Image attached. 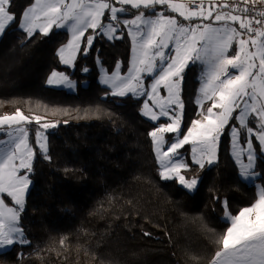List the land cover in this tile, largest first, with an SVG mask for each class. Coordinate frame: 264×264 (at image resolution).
Segmentation results:
<instances>
[{"label":"trees","instance_id":"1","mask_svg":"<svg viewBox=\"0 0 264 264\" xmlns=\"http://www.w3.org/2000/svg\"><path fill=\"white\" fill-rule=\"evenodd\" d=\"M33 2L12 0L17 21ZM126 8L121 17L133 19L138 10ZM156 10L175 15L165 6ZM113 24L117 39L109 41L97 29L88 55H79L74 68L64 67L57 55L69 40L67 31L28 39L14 24L0 38V116L19 109L57 124L47 130L50 160L35 143V132L42 128L35 122L27 126L36 155L33 186L19 224L30 243L14 245L0 255V264H98L85 249L113 264H192L189 253L207 255L216 247L204 225L217 233L228 226L225 201L235 215L257 199L255 186L240 178L231 155L229 128L235 120L223 131L216 164L200 169L189 159L184 173L200 180L195 193L161 178L149 135L156 125L142 116L143 99L111 96L100 83L101 69L111 74L119 63L126 74L130 63L131 38L124 27ZM90 34L92 29L84 39ZM201 69L190 65L184 73L182 132L197 117ZM53 71L76 81L77 93L48 86ZM253 143L258 181L264 185V155L255 137ZM7 203L12 205L9 198Z\"/></svg>","mask_w":264,"mask_h":264},{"label":"snow or ice","instance_id":"2","mask_svg":"<svg viewBox=\"0 0 264 264\" xmlns=\"http://www.w3.org/2000/svg\"><path fill=\"white\" fill-rule=\"evenodd\" d=\"M117 4L120 7L115 6ZM257 4L264 5V0H232V3L229 0H199L198 3L197 0H34L17 21L10 10L12 0H0V37L14 24L28 39L37 33L47 37L54 27L66 29L71 39L58 49L57 55L63 64L72 66L77 55H88L97 29L109 39L117 38L118 28L112 21L120 23L118 14L128 11L125 5L138 10L133 19L122 21L132 38V55L126 74H121L118 63L113 74L105 72L101 83L114 97H145L142 115L152 121L167 117V122L157 124L149 133L159 174L164 180L177 179L192 191L199 181L195 176L186 178L181 174L189 165L179 150L191 145L192 163L200 169L206 163L215 164L220 136L233 120L235 123L229 132L239 176L243 181L253 182L261 177L256 171L258 157L252 139L255 137L264 153V10L254 12ZM158 5L188 23L157 11ZM142 9L150 10V15L145 16ZM105 12L108 13L107 23L103 20ZM89 29L93 34L84 39ZM190 64L203 66L197 98L202 111L198 114L201 118L193 120L182 132L181 91L184 73ZM148 78L151 79L146 87L144 81ZM47 83L73 87L69 77L57 71L50 74ZM161 88L166 95L160 94ZM147 101H151V105ZM205 101L211 104L203 110ZM41 120V116L29 117L19 109L12 115L0 116V132L8 137L0 140V255H7L10 246L30 243L19 224L25 194L32 183L27 174L20 172L22 169L32 171L36 155L29 143L27 125L35 121L42 129L57 126L42 124ZM241 130L245 132L243 146ZM166 133L174 134L170 143L165 140ZM35 143L42 157L50 160L47 136L39 129L35 132ZM257 188V199L238 214L229 212L225 201L224 221L228 226L223 232L217 233L204 225L216 247L207 255L189 253L192 264H201L204 260L207 264H264V185ZM6 198H10L13 206L5 202ZM65 240L67 237H62V245ZM84 251L98 260V264H113L88 249Z\"/></svg>","mask_w":264,"mask_h":264},{"label":"rangeland","instance_id":"3","mask_svg":"<svg viewBox=\"0 0 264 264\" xmlns=\"http://www.w3.org/2000/svg\"><path fill=\"white\" fill-rule=\"evenodd\" d=\"M203 23H211V22H208V21H203ZM215 26V25H214ZM236 27H238V25H236ZM236 47V46H235ZM234 48V47H233ZM229 54H231V53H229ZM191 65V64H190ZM189 65V66H190ZM197 65H199V64H197ZM202 66V65H201ZM203 67V66H202ZM57 72H60V71H57ZM61 73H63V74H65L64 72H61ZM65 75H67V74H65ZM68 76V75H67ZM69 77V76H68ZM69 79H70V77H69ZM198 79H199V86H198V92H197V97H196V105H197V117H196V119H198V118H201L198 114L202 111V109H201V107L197 104V98L200 96V87H201V79H200V74H199V77H198ZM72 82H73V87H68V86H66V85H49L48 84V86H50L51 88H57V89H63V90H66L68 93H73V94H75V93H77V90H78V85H77V83H76V81H73L72 79H70ZM144 83H145V86L147 87L148 85H149V83H150V79H146L145 81H144ZM160 94L161 95H166V92H165V90L163 89V88H161L160 89ZM139 99H143V101L145 102V97H140ZM182 99V98H181ZM183 101V100H182ZM150 105H151V101H147ZM210 104H211V101H205L204 102V105H203V110H206L207 109V107L208 106H210ZM143 106V105H142ZM155 111H158V109H154ZM214 111H219L218 109H214ZM239 111V109H237V112ZM24 113V112H23ZM141 114H142V109H141ZM8 115H11L10 113L8 114ZM24 115H26V116H28L27 114H25L24 113ZM146 120H148V121H150V122H152V123H154L155 125H157V124H160V123H165V122H167V117H160V120H158V121H152L149 117H147V116H144V115H142ZM30 117V116H29ZM183 118H184V109H183ZM183 118H182V124H181V131H182V129H183ZM42 124L43 123H45V122H41ZM28 126V125H27ZM238 126V125H237ZM49 129V128H48ZM48 129H41L40 131H43L44 132V134L47 136V130ZM174 136V134H172V133H166L165 134V140L168 142V143H170L171 142V138ZM222 136V135H221ZM221 136H220V140H221ZM7 136H6V134L4 133V132H0V140H7ZM230 139H231V134H230ZM244 139H245V132H244V130H241V132H240V142H241V145L243 146V142H244ZM253 139V138H252ZM220 140H219V143H218V147H217V161H218V155H219V145H220ZM230 144H231V142H230ZM47 145H48V138H47ZM253 145H254V143H253ZM165 149L167 148V143L165 144ZM255 147V146H254ZM187 148V149H186ZM190 149H191V145H185L184 146V148H182V149H180L179 150V152L183 155V157H184V162L185 163H187L188 165H189V159L191 160V152H190ZM154 153H155V151H154ZM256 154H257V152H256ZM231 155H232V144H231ZM263 155H264V153H263ZM156 156V155H155ZM232 157H233V155H232ZM257 157H258V155H257ZM233 159H234V161H235V163H236V160H235V158L233 157ZM158 161V160H157ZM33 162H34V159H33ZM33 162H32V165H33ZM191 162H192V160H191ZM245 162H247L246 161V159H245ZM256 162H257V160H256ZM256 162H255V164H256ZM217 163V162H216ZM215 163V164H216ZM158 165H159V163H158ZM214 164H212V165H208L207 163L205 164V166L206 167H211V166H213ZM236 165H237V167H238V169H239V165L236 163ZM184 171L185 170H181V174L182 175H185V173H184ZM159 173H160V167H159ZM20 174L21 175H25V174H27L28 175V177H29V179L31 180V178H30V174H31V172L29 173V172H27V170L26 169H22L21 170V172H20ZM185 177L186 178H188L186 175H185ZM164 180V179H163ZM172 180H176V182H177V184L184 190V191H186V192H188L189 194H193V193H195L196 191H197V189H198V186H199V183H200V180L198 179V184H197V186H196V189L195 190H192V191H190V190H188L187 188H185L183 185H181L180 183H179V181L177 180V179H170V180H164V181H172ZM31 182H32V180H31ZM247 184H249V185H254L255 186V188H256V191H257V195H258V188H257V186H262L261 185V183L258 181V179L255 181V182H253V181H245ZM32 183L29 185V187H28V190H27V192H26V194H25V206H24V210H25V208H26V205H27V198H28V196H29V194H30V191H31V189H32ZM5 202H6V200H5ZM7 203V202H6ZM10 206H13V205H10ZM227 210L230 212V210L228 209V207H227ZM224 215H225V212H224ZM224 215H223V220H224ZM14 246V245H13ZM13 246H10V248H9V250L13 247ZM8 250V251H9Z\"/></svg>","mask_w":264,"mask_h":264},{"label":"crops","instance_id":"4","mask_svg":"<svg viewBox=\"0 0 264 264\" xmlns=\"http://www.w3.org/2000/svg\"><path fill=\"white\" fill-rule=\"evenodd\" d=\"M198 1V0H197ZM115 6H117V7H120V5H115ZM159 6V5H158ZM125 8L126 7H130V5H125L124 6ZM125 13H122V14H118L119 15V17H120V23H118V24H120L122 27H124V29L128 32V34H129V31H128V28L127 27H125L124 26V24L122 23V21L123 20H125V18H122L121 17V15H124ZM175 15H177L178 16V14H176V13H174ZM106 15H108V13L107 12H105V16ZM171 15V14H170ZM175 15H173V16H175ZM179 17V16H178ZM180 18V21L181 22H183V23H188L187 21H183V18L182 17H179ZM178 19V18H177ZM103 20H104V18H103ZM179 20V19H178ZM113 22H116L117 23V21H112V23ZM208 22H212V21H208ZM105 23H107V22H105ZM193 23H195V21H193ZM117 27V26H116ZM118 28V27H117ZM7 30V29H6ZM20 30V29H19ZM55 30H60V31H67L66 29H56L55 27L53 28V30H52V32L53 31H55ZM20 31H22V30H20ZM6 32V31H5ZM23 32V31H22ZM68 32V31H67ZM68 34H69V40L71 39V34H70V32H68ZM85 35H86V33H85ZM105 36V35H104ZM130 36V35H129ZM116 37H118V35H117V33H116ZM1 38V37H0ZM105 38L106 39H108L109 41H114L115 39H117V38H113V39H109L107 36H105ZM130 38H131V36H130ZM68 40V41H69ZM131 41H132V38H131ZM68 43V42H67ZM66 43V44H67ZM65 44V45H66ZM65 45H63V46H65ZM63 46H61V47H63ZM82 46H83V43L81 44V50H82ZM60 48V47H59ZM58 48V49H59ZM58 49H57V51H58ZM131 55H132V53H131ZM78 56L79 55H77V57H76V59H75V61H74V64L72 65V66H69V65H65V64H63L62 62H61V64L64 66V67H67V68H74V66H75V62H76V60H77V58H78ZM130 60H131V58H130ZM104 74H105V71H103V69H101V77H100V83H101V81H102V79H103V77H104ZM109 75H111V74H113V73H108ZM122 75H124V74H122ZM148 79H151V78H148ZM101 85L102 86H104L105 88H107V86L106 85H104L103 83H101ZM108 89V88H107ZM110 90V89H109ZM78 91V90H77ZM127 97V96H126ZM142 109V108H141ZM12 115V114H11ZM33 122H35V121H33ZM10 199V198H9ZM7 200H8V198H6V202H7Z\"/></svg>","mask_w":264,"mask_h":264},{"label":"built area","instance_id":"5","mask_svg":"<svg viewBox=\"0 0 264 264\" xmlns=\"http://www.w3.org/2000/svg\"><path fill=\"white\" fill-rule=\"evenodd\" d=\"M199 2V0L197 1V3ZM229 3H232V0H229ZM192 7H195V5H191ZM245 5H243V4H241V7H244ZM248 7H251V5H248ZM257 9H262V10H264V5H260V4H257L256 6H255V8H254V12H255V10H257Z\"/></svg>","mask_w":264,"mask_h":264}]
</instances>
